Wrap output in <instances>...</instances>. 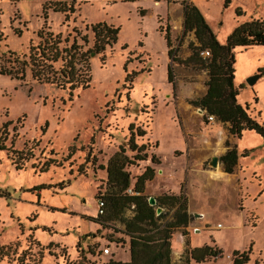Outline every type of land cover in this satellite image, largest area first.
Wrapping results in <instances>:
<instances>
[{"label":"rangeland","instance_id":"1","mask_svg":"<svg viewBox=\"0 0 264 264\" xmlns=\"http://www.w3.org/2000/svg\"><path fill=\"white\" fill-rule=\"evenodd\" d=\"M46 1L0 0V65L9 66V52L26 54L39 29L67 44L76 36L82 46L79 36L85 34L89 45L90 24L104 22L118 32L112 46L89 54L87 88L69 93L39 84L27 67L21 79L0 74V264H106L125 258L127 237L113 231L122 226L100 228L87 218L97 215V187L104 191L98 166L126 141L130 123L145 131L134 141L145 144L147 154L127 168L130 183L151 166L144 195L184 189L187 235L181 240L178 228L171 249H183L185 239L190 248L214 244L220 257L190 264H231V252L250 248L245 264H264V137L244 130L238 139L227 123L205 120L204 111L188 101L205 92L206 69L169 60L163 40L167 30L176 61L198 45L193 31H183L184 3L199 9L222 43L238 23L264 19V0H72L67 18L50 8L44 15ZM235 9L243 14L236 16ZM233 53L234 83L242 84L237 102L247 103L252 117L264 123V75L246 82L264 70V46ZM232 146L238 154L234 171L227 179H209L216 167L222 170L219 157ZM152 153L158 164L150 162ZM211 156L217 157L215 168L209 166ZM162 210L160 222L169 220L173 209ZM105 247L109 252L102 255Z\"/></svg>","mask_w":264,"mask_h":264},{"label":"trees","instance_id":"2","mask_svg":"<svg viewBox=\"0 0 264 264\" xmlns=\"http://www.w3.org/2000/svg\"><path fill=\"white\" fill-rule=\"evenodd\" d=\"M133 1V0H123ZM227 1V0H225ZM72 0L66 2H54L47 0L43 3V11L47 8L53 11L65 13L72 12ZM236 16L243 13L235 9ZM182 28L184 32L193 31L198 45L192 47L190 55L184 60L173 58V50L170 48L168 31L165 30L163 40L166 47L168 59L180 64L200 63L206 69V89L202 96L189 100L188 103L204 111L205 120L208 116L220 123H227V131L230 135L240 138L244 130H253L264 137V123H259L250 114L247 103L237 102V95L242 84L236 86L234 83V53L236 48H247L252 46H264V19H249L238 23L225 36L222 43L218 42L216 36L205 21L199 9L191 2L184 3L182 8ZM89 45L86 35L79 36L86 49L76 43L75 37L70 44L67 39H61L49 31L39 29L36 32L38 41L28 47L26 54L9 52V66L0 65V74H6L21 79L25 67L28 68L30 78L41 84H53L59 89H67L69 93L75 88H87L89 74L87 58L89 54H98L105 46H112L116 40L118 28L107 25L104 22L90 24ZM160 32V27L157 28ZM78 35V33H76ZM207 50L208 56L201 58L199 52ZM4 64V63H3ZM260 76L264 70H258ZM171 63L166 67V81L171 82ZM126 79V78H125ZM125 81H131L126 79ZM255 102V97H253ZM128 138L117 146L106 160L104 165L98 168L104 172V191L100 192V186L94 195L101 213L94 218H87L100 228H111L118 223L121 229H114L127 237L128 261L107 260L106 264H190L203 263L210 259L221 256V250L213 245L190 248L188 240H184L177 261L170 258V239L172 234L181 228L180 235L185 237L187 232L184 228L189 222L186 199L182 192L178 194L161 193L155 196V204L147 203V196L143 194L144 184L153 177V168L145 166L143 171L134 177L130 183L128 167L147 158L144 152L145 144H136L135 136H143L145 131L132 123L128 125ZM129 151L131 154L127 155ZM88 157V155H87ZM235 146L228 148L220 157L222 169L225 173H232L237 161ZM149 160L158 164L159 160L152 153ZM130 190V192L128 191ZM160 207L159 214H155V208ZM162 208L173 209L169 220L160 222L164 217ZM129 210L131 214L125 215ZM113 241V240H112ZM122 242V240H120ZM250 248L242 251H233L230 254L231 264H245L248 261ZM102 251V250H101ZM105 255V254H102Z\"/></svg>","mask_w":264,"mask_h":264},{"label":"crops","instance_id":"3","mask_svg":"<svg viewBox=\"0 0 264 264\" xmlns=\"http://www.w3.org/2000/svg\"><path fill=\"white\" fill-rule=\"evenodd\" d=\"M221 170V169H220ZM222 171V173L223 174H225V175H223V176H225L226 177V179H227V177H229L230 175H228V174H230V173H225L224 171H223V169L221 170ZM233 171H234V169H233ZM208 178L209 179H212L211 177H210V172L208 173ZM217 179H219V178H217ZM183 188V186H181V187H179V189H178V191L177 192H175V193H173V192H171V193H173V194H178L180 191L182 192V194L184 195V189H182ZM185 197V196H184ZM185 199H186V197H185ZM187 201V200H186ZM187 206H188V203H187ZM194 212H193V215L195 216V215H197V214H201L202 216H203V212H198V211H196L195 212V210H193ZM187 213L189 214L190 213V210H188L187 209ZM197 213V214H196ZM180 238H181V240H183L182 239V236L180 235ZM176 241H177V243H179V240H178V238L177 239H175ZM124 250H123V253L125 252V258H122L121 257V260L120 261H128V258H129V253H128V247H127V244H124V248H123ZM181 251H182V248L181 249H171V251H170V258H171V260L172 261H177L178 260V258H179V256H180V253H181ZM113 260H117V259H113Z\"/></svg>","mask_w":264,"mask_h":264},{"label":"water","instance_id":"4","mask_svg":"<svg viewBox=\"0 0 264 264\" xmlns=\"http://www.w3.org/2000/svg\"><path fill=\"white\" fill-rule=\"evenodd\" d=\"M259 76H260L259 73H255V74L251 75L246 80L247 84L252 85ZM197 110L199 112H201V110L199 108ZM217 163H218L217 157L216 156H211V158L209 160V166L212 167V168H215L217 166ZM147 203L149 205H154L155 204V198L153 196H148L147 197ZM160 211H161L160 207H156L155 208V214L156 215L159 214Z\"/></svg>","mask_w":264,"mask_h":264},{"label":"built area","instance_id":"5","mask_svg":"<svg viewBox=\"0 0 264 264\" xmlns=\"http://www.w3.org/2000/svg\"><path fill=\"white\" fill-rule=\"evenodd\" d=\"M202 53H204L205 55H208L207 50H202V51H200V54H202ZM207 119H208V120H212V117H211V116H208ZM99 205H100V204L97 205V213H98V214L101 213V209L99 208ZM108 252H109V249H108L107 247H105V248L102 249V254H105V255H106V254H108Z\"/></svg>","mask_w":264,"mask_h":264},{"label":"bare ground","instance_id":"6","mask_svg":"<svg viewBox=\"0 0 264 264\" xmlns=\"http://www.w3.org/2000/svg\"><path fill=\"white\" fill-rule=\"evenodd\" d=\"M216 168H217V167H216ZM216 168H215L214 171H211V172H210V177H211L212 179H217V178L220 179V177H222L223 175H225V174L222 173V171L220 170V168H217V169H216Z\"/></svg>","mask_w":264,"mask_h":264}]
</instances>
